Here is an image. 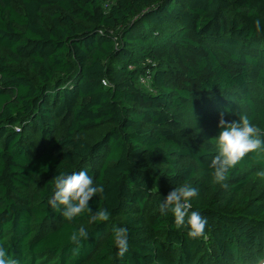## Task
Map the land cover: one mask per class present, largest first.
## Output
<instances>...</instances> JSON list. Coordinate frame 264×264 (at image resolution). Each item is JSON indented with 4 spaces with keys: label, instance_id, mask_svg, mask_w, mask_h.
Returning <instances> with one entry per match:
<instances>
[{
    "label": "trees",
    "instance_id": "16d2710c",
    "mask_svg": "<svg viewBox=\"0 0 264 264\" xmlns=\"http://www.w3.org/2000/svg\"><path fill=\"white\" fill-rule=\"evenodd\" d=\"M264 0H0V246L16 264H261L264 151L212 181L219 122L264 132ZM223 114V115H222ZM104 192L72 221L54 178ZM198 189L192 239L159 202ZM84 227L87 239L73 244ZM114 227L128 230L117 255Z\"/></svg>",
    "mask_w": 264,
    "mask_h": 264
},
{
    "label": "clouds",
    "instance_id": "9594fccd",
    "mask_svg": "<svg viewBox=\"0 0 264 264\" xmlns=\"http://www.w3.org/2000/svg\"><path fill=\"white\" fill-rule=\"evenodd\" d=\"M257 31H264L261 20L255 21ZM223 115V114H222ZM218 137L215 138L217 155L210 164V175L216 184L223 183L230 170L233 169L247 154L264 151V132L255 126L247 116L240 115L237 121L226 122L221 118ZM104 192V188L95 182L86 170L61 172L54 178L49 205L53 209L60 208L63 217L69 221L88 213L93 222L109 220L107 209L93 212L90 202ZM199 195L198 189L189 185L174 188L163 201L159 202V213L167 217L170 213L177 228H187L192 239L201 237L207 226V219L199 211L192 210L193 200ZM87 239V230L80 227L73 231L70 240L79 245ZM112 243L117 255L124 257L129 251L128 230L125 227H114ZM0 264H16L8 255V250L0 246ZM262 264V263H261Z\"/></svg>",
    "mask_w": 264,
    "mask_h": 264
},
{
    "label": "rangeland",
    "instance_id": "374dc122",
    "mask_svg": "<svg viewBox=\"0 0 264 264\" xmlns=\"http://www.w3.org/2000/svg\"><path fill=\"white\" fill-rule=\"evenodd\" d=\"M248 193L252 196H260L264 194V168L258 170L253 178V182L248 189Z\"/></svg>",
    "mask_w": 264,
    "mask_h": 264
}]
</instances>
